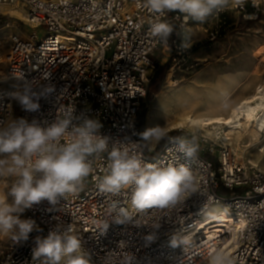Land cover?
<instances>
[{"label": "built area", "instance_id": "obj_1", "mask_svg": "<svg viewBox=\"0 0 264 264\" xmlns=\"http://www.w3.org/2000/svg\"><path fill=\"white\" fill-rule=\"evenodd\" d=\"M4 8L21 11L23 27L45 26L47 34L41 39L36 33L10 36L5 73L0 77V119L12 117L15 102L6 94L21 76L35 78L37 83L51 80L57 94L43 105L45 118L54 120L68 106L78 112L88 110L103 124V134L121 141L122 147L145 163L188 165L196 177L197 191L174 207L137 210L131 205L130 189L117 196L99 191L97 184L106 174L107 162L98 159L83 190L64 201L57 213L47 212L42 205L25 214L42 231H34L28 241L18 245L10 240L9 248L0 253V264H42L32 257L35 237L46 236L57 225L70 228L81 239L90 264H127L129 255L135 257V264H207L209 253L216 250L232 264H264V171L241 164L222 141H218L216 156L215 144L196 133L181 135L198 138L199 150L193 158H185L168 140L148 156L145 143L133 134L142 131L138 121L155 51L163 46L182 66L189 63L180 35L175 34L172 46L154 38L149 24L155 17L143 0H0V11ZM230 13L246 22L257 21L264 15V1L254 5L248 0L218 18ZM177 17L169 14L180 32L179 26H187L190 20ZM217 35L215 31L210 37ZM23 115L19 109L18 116ZM113 202L144 228L112 225L105 231L104 224H112ZM218 204L234 225L211 233L199 231L200 220ZM153 222L162 224L161 236L146 246L145 229ZM173 235L190 237L191 245L171 248Z\"/></svg>", "mask_w": 264, "mask_h": 264}, {"label": "clouds", "instance_id": "obj_2", "mask_svg": "<svg viewBox=\"0 0 264 264\" xmlns=\"http://www.w3.org/2000/svg\"><path fill=\"white\" fill-rule=\"evenodd\" d=\"M247 2L143 0V6L155 17L149 24L154 38L166 44L177 33L183 40L181 47L187 49L190 30L181 24L177 32L169 14L203 24ZM56 94V84L51 80L37 83L35 78L23 76L6 94L25 115L0 119V238L18 245L28 241L34 231H42L36 220L25 214L42 205L47 206V212L57 213L64 201L83 190L98 159L107 162L106 174L97 184L99 191L117 196L123 189H130L131 205L137 210L174 207L197 191L196 177L188 165L145 163L139 155L122 147L121 141L103 134V124L88 110L78 112L68 106L49 121L43 116V105ZM133 134L146 145L168 140L185 158H193L199 150L195 135L169 137L168 130L160 125ZM111 211L112 224L105 223V231L112 225L144 228L117 202L112 203ZM161 229L159 222L145 229L146 246L160 238ZM34 245L32 257L42 264H90L89 253L70 228L64 230L57 225L46 236H36ZM190 245L188 236L173 235L169 239L173 249ZM127 264H135V257L129 255ZM207 264H232V260L216 250L209 253Z\"/></svg>", "mask_w": 264, "mask_h": 264}, {"label": "rangeland", "instance_id": "obj_3", "mask_svg": "<svg viewBox=\"0 0 264 264\" xmlns=\"http://www.w3.org/2000/svg\"><path fill=\"white\" fill-rule=\"evenodd\" d=\"M14 11L18 10L14 8H4L0 11V34L9 31L8 44L6 51L0 57L1 59L5 58L11 35H21V32H24L27 35L36 33L39 36V39H41L47 34V27L45 26L37 28L27 26L23 27L21 23L23 20V15L21 11L18 12L22 15V17H19L16 13H14ZM186 28L190 29V31L196 32L197 35L199 34L198 36H201V41L196 42L187 48L189 55V63L187 67L180 65L178 59L173 60L172 65L164 74L163 82L158 87V93H147L142 109V112L147 110L145 115V128L147 127V114L156 97L159 96L160 93L167 92L172 103H175L176 101L179 102L180 98L185 96V93L182 92L183 86L187 85L192 80H194V83L200 85L196 81V78L200 76L201 73L205 75L203 77V83L205 82L204 84L208 85L209 87L213 84H216L217 80L227 79L229 76H234L235 78L239 79L244 78V85L249 83L252 89L255 85L260 84L264 80V55L263 58L260 59L258 63H256L255 60L248 56V51L245 50L243 46L246 41L251 42L253 45L257 42H264V15H262V17H260V19L257 21L246 22L239 14L230 13L227 17L213 18L203 24H199L190 20V23L186 26ZM18 30L20 33H17ZM215 31H218V35L215 39H212L210 36L212 33H215ZM193 37L194 34H191L190 41L193 40ZM262 49H264V43ZM169 57V53L166 49H164L163 46L155 51L152 56L153 67L149 71L150 79L154 72V65H165L168 62ZM168 108L169 110L164 112V116L169 113L171 114V111L175 110L174 104H172V106L169 105ZM18 111L19 108L15 104L12 116H18ZM168 122L169 120L163 119L161 126L164 127ZM173 132L180 133V136L186 135L187 133H196L207 138L210 143L212 141V143L215 144L214 154L216 156L218 155V149L221 145L220 142H218L219 140L216 141L214 138L210 139L207 136H204L202 131H187L179 129L169 131L168 134ZM246 141L247 140L244 142ZM245 145H247V143ZM263 146L264 134L259 141L252 142L251 146H244L243 153L235 150V148L231 149H233L234 156L241 164L250 166L259 171H264V156L258 160L255 157L257 153L261 154L259 151L261 148H263ZM157 147L158 145L154 147L153 144H145L146 154L148 156H153ZM160 148H158V150ZM9 245L10 239L0 238V253H4L9 248Z\"/></svg>", "mask_w": 264, "mask_h": 264}, {"label": "bare ground", "instance_id": "obj_4", "mask_svg": "<svg viewBox=\"0 0 264 264\" xmlns=\"http://www.w3.org/2000/svg\"><path fill=\"white\" fill-rule=\"evenodd\" d=\"M14 13L22 17L18 11ZM17 33H20L19 30ZM8 34L9 31L0 34V57L6 51ZM4 73V59L0 58V76ZM228 101L224 104L227 105L226 108H222L223 112L201 114L193 108L181 106L177 101L172 103L169 94L162 92L156 97L147 114V127L161 126L163 119H167L169 122L164 127L168 132L179 129L199 130L204 136L222 141L243 153L244 146H251L252 142L259 141L264 134V80L254 88L253 92L237 102L228 105ZM172 104L175 110H172L170 115L164 116V112L168 111V106ZM245 140L247 141L244 142ZM259 152L261 154L257 153L255 156L257 160L264 156V146ZM233 225L234 220L226 215L225 210L218 204L203 216L197 227L199 231L211 233L214 229L230 228Z\"/></svg>", "mask_w": 264, "mask_h": 264}, {"label": "crops", "instance_id": "obj_5", "mask_svg": "<svg viewBox=\"0 0 264 264\" xmlns=\"http://www.w3.org/2000/svg\"><path fill=\"white\" fill-rule=\"evenodd\" d=\"M190 32L191 34H194L193 40L188 42L190 46L196 42L201 41V36H198L199 34L197 35V33L194 31H190ZM175 34L176 33H174L171 37L175 36ZM263 43L257 42L254 43L253 45L251 42L246 41L243 44L245 50L248 51L247 52L248 56L251 57L253 60H255L256 63H258L260 59L263 58L264 55L263 53L264 49H262ZM169 60L171 66L174 58L170 59L169 57L168 61ZM179 64L181 65V63ZM204 76L205 75L201 73L200 76L196 78V81L200 85L194 83L193 82L194 80H192L190 83L183 86L182 92L185 93V96L180 98L179 101L181 106H185L190 109L193 108L194 110H197L201 114L223 112L222 108H226L227 105L224 104L225 102H227V100H229L228 105L233 104L242 97L250 94L257 86L255 85L252 89L249 83L244 85L245 83L244 78L239 79V78H235L234 76H229L227 79L217 80L216 84H213L212 86L209 87L208 85L204 84L205 82L203 83ZM153 145L154 147H156V144Z\"/></svg>", "mask_w": 264, "mask_h": 264}, {"label": "trees", "instance_id": "obj_6", "mask_svg": "<svg viewBox=\"0 0 264 264\" xmlns=\"http://www.w3.org/2000/svg\"><path fill=\"white\" fill-rule=\"evenodd\" d=\"M175 24V23H174ZM178 32V30H177ZM175 36L170 37V39L168 40V44L170 46H172V40ZM173 58L172 55L170 56V59ZM170 67V60L163 66H160L159 64L154 65V72L153 75L149 81V84L147 86V93L151 94L152 92L154 93H158V87L159 85H161V83L164 80V74L165 72L169 69ZM147 110H144L140 116H139V126L140 129L143 131L145 129V115H146ZM169 137H171L172 135H176L177 137L180 136V133H169L168 134ZM165 141V140H164ZM164 141H161L158 144V147L156 148V150H158V148H160L162 146V144L164 143ZM222 193H226L227 190L226 189H221Z\"/></svg>", "mask_w": 264, "mask_h": 264}]
</instances>
